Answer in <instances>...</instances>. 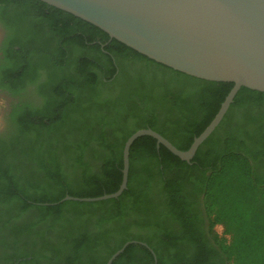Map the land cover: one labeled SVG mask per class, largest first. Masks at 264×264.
Listing matches in <instances>:
<instances>
[{
  "label": "trees",
  "instance_id": "obj_1",
  "mask_svg": "<svg viewBox=\"0 0 264 264\" xmlns=\"http://www.w3.org/2000/svg\"><path fill=\"white\" fill-rule=\"evenodd\" d=\"M0 9V89L16 100L0 134V264H107L131 241L113 264H264V93L241 88L190 162L141 137L118 199L60 203L117 192L139 130L188 151L234 84L117 40L102 48L105 32L38 0ZM197 203L210 236L218 225L232 236L212 238L218 250L202 242Z\"/></svg>",
  "mask_w": 264,
  "mask_h": 264
},
{
  "label": "water",
  "instance_id": "obj_2",
  "mask_svg": "<svg viewBox=\"0 0 264 264\" xmlns=\"http://www.w3.org/2000/svg\"><path fill=\"white\" fill-rule=\"evenodd\" d=\"M105 32L128 48L174 71L234 87L188 151H180L151 129L134 133L123 149V178L113 194L97 198L66 196L94 203L118 199L127 189L129 156L141 137H151L190 162L224 119L241 88L264 93V0H38ZM127 242L108 260L113 264ZM146 246L144 243H139ZM153 254L154 252L151 251Z\"/></svg>",
  "mask_w": 264,
  "mask_h": 264
},
{
  "label": "flooded vegetation",
  "instance_id": "obj_3",
  "mask_svg": "<svg viewBox=\"0 0 264 264\" xmlns=\"http://www.w3.org/2000/svg\"><path fill=\"white\" fill-rule=\"evenodd\" d=\"M0 11H1V9H0ZM0 29H1V35H0V48H1V46L3 45V43L6 41V39H7V33H6V29L3 27V25L0 23ZM114 39H110L109 38V40H108V42H107V44H104V45H102V48H104L105 46H107L109 43H111L112 41H113ZM117 74H118V72H117ZM2 92H3V90L2 89H0V94H2ZM14 103H16V101H14ZM9 111H10V109H9ZM7 116V115H6ZM5 123H4V126H3V128H2V130H0V134H4V133H8V130H9V128H10V126H9V122H8V117H6L5 118ZM1 136V135H0ZM198 201V200H197ZM199 201H202V198L199 200ZM198 201V202H199ZM199 204L197 203V206H198ZM198 210H199V212H200V209H199V206H198ZM199 218L201 219V220H203V223L198 227L199 228V230H200V232L203 234L204 233V238H205V240H202V242H206L208 245H210L213 249L215 248V249H217L218 250V248H217V246H216V244L214 243V241L212 240V238H211V236H210V234H209V225H208V222H207V220H206V218H205V216L204 215H202L201 214V212H200V216H199ZM208 241V242H207ZM190 249V246L189 245H187V244H178V250H176V251H180L182 254H186V253H188V250ZM217 252V251H216ZM218 253V252H217ZM219 257V256H218ZM212 263L213 264H222V262H221V259H220V257H219V259H214L213 261H212ZM15 264H18V263H15Z\"/></svg>",
  "mask_w": 264,
  "mask_h": 264
},
{
  "label": "rangeland",
  "instance_id": "obj_4",
  "mask_svg": "<svg viewBox=\"0 0 264 264\" xmlns=\"http://www.w3.org/2000/svg\"><path fill=\"white\" fill-rule=\"evenodd\" d=\"M0 35H1V29H0ZM29 91H31V88H28ZM34 100L37 104L41 103V98H39L38 96H34ZM14 101H16L10 94H8L7 92H2V94H0V130H2L4 123H5V118L8 117V114L10 113L9 109L11 104L14 103ZM7 115V116H6ZM211 238H215L217 240L220 239H225L228 242H230L232 240V236L229 232H227L225 230V228L221 225L216 226L211 233Z\"/></svg>",
  "mask_w": 264,
  "mask_h": 264
},
{
  "label": "built area",
  "instance_id": "obj_5",
  "mask_svg": "<svg viewBox=\"0 0 264 264\" xmlns=\"http://www.w3.org/2000/svg\"><path fill=\"white\" fill-rule=\"evenodd\" d=\"M10 108H11V106H10Z\"/></svg>",
  "mask_w": 264,
  "mask_h": 264
}]
</instances>
